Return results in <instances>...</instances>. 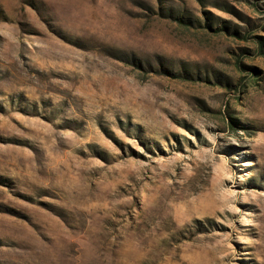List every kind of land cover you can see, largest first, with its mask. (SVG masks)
I'll return each instance as SVG.
<instances>
[{
    "label": "rangeland",
    "instance_id": "obj_1",
    "mask_svg": "<svg viewBox=\"0 0 264 264\" xmlns=\"http://www.w3.org/2000/svg\"><path fill=\"white\" fill-rule=\"evenodd\" d=\"M0 264H264V0H0Z\"/></svg>",
    "mask_w": 264,
    "mask_h": 264
}]
</instances>
